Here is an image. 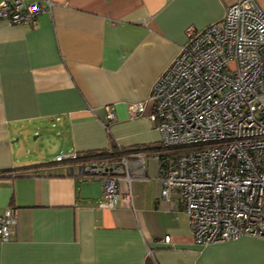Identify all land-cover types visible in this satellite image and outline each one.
Masks as SVG:
<instances>
[{"label":"crops","instance_id":"crops-1","mask_svg":"<svg viewBox=\"0 0 264 264\" xmlns=\"http://www.w3.org/2000/svg\"><path fill=\"white\" fill-rule=\"evenodd\" d=\"M50 1L32 25L0 19V214L9 209L15 220L0 264L264 261V238L194 243L178 191L161 196L159 131L128 112L184 44L186 27L220 19L234 0ZM115 147L140 150L145 169L131 181L132 201L112 208L96 207L100 178L53 160Z\"/></svg>","mask_w":264,"mask_h":264},{"label":"built area","instance_id":"built-area-1","mask_svg":"<svg viewBox=\"0 0 264 264\" xmlns=\"http://www.w3.org/2000/svg\"><path fill=\"white\" fill-rule=\"evenodd\" d=\"M53 4L2 0L0 19L32 25ZM185 36L147 98L129 104L128 112L146 116L165 149H181L165 160L161 196L178 191L196 245L264 238V10L255 0H234L220 19L201 29L189 25ZM105 109L114 119L111 107ZM53 160L80 163L85 176L100 178L96 207L106 208L132 201L131 181L145 169L140 150L59 151ZM14 227L5 209L0 242L11 238Z\"/></svg>","mask_w":264,"mask_h":264},{"label":"trees","instance_id":"trees-1","mask_svg":"<svg viewBox=\"0 0 264 264\" xmlns=\"http://www.w3.org/2000/svg\"><path fill=\"white\" fill-rule=\"evenodd\" d=\"M120 151H126V149H123V148H116L113 150L114 153L116 152H120ZM179 151H181V149H167L166 152H165V155H161L159 157V160H160V165H161V168L164 169L165 167V160L166 158H168V156L172 155V154H176L178 153ZM99 153H107L109 151H98ZM95 154H98L97 152H90L89 154L87 153L86 155H95Z\"/></svg>","mask_w":264,"mask_h":264},{"label":"rangeland","instance_id":"rangeland-1","mask_svg":"<svg viewBox=\"0 0 264 264\" xmlns=\"http://www.w3.org/2000/svg\"><path fill=\"white\" fill-rule=\"evenodd\" d=\"M32 138L34 137V135L31 136ZM98 154H104V153H99ZM54 158V157H53ZM252 264H264V261H258V262H252Z\"/></svg>","mask_w":264,"mask_h":264}]
</instances>
